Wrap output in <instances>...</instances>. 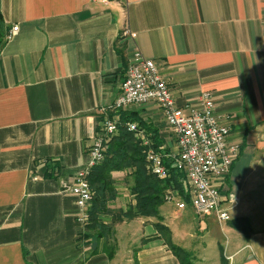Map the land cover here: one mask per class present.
I'll return each instance as SVG.
<instances>
[{
	"label": "crops",
	"instance_id": "crops-1",
	"mask_svg": "<svg viewBox=\"0 0 264 264\" xmlns=\"http://www.w3.org/2000/svg\"><path fill=\"white\" fill-rule=\"evenodd\" d=\"M0 12L6 31L18 25L0 46V264H182L158 223L192 264H264V0H0ZM135 49L154 60L178 107L199 109L207 92L229 126L237 151L220 207L231 214L198 216L178 207L177 193L158 207L160 221L144 213L117 221L108 257L100 244L95 251L67 190L100 122H136L135 138L159 144L170 162L178 151L155 103L112 109ZM131 170L111 173L109 208L134 207ZM236 219L244 231L231 226ZM213 220L227 230L217 259L216 248L214 258L202 254L192 231ZM185 226L199 245L186 243Z\"/></svg>",
	"mask_w": 264,
	"mask_h": 264
},
{
	"label": "built area",
	"instance_id": "built-area-1",
	"mask_svg": "<svg viewBox=\"0 0 264 264\" xmlns=\"http://www.w3.org/2000/svg\"><path fill=\"white\" fill-rule=\"evenodd\" d=\"M17 30L18 25L14 24L8 31V38ZM150 102L161 109L177 143L178 151L172 159L174 165L183 171L184 181L189 188L188 202L182 200L178 202V207L183 209L189 205L198 216L214 213L219 222L229 220L228 212L220 207L221 180L229 173L237 151L227 143L229 126L216 117L213 102L207 92L201 94L199 109L189 107L184 110L178 107L154 60L135 49L112 109L120 112L130 105L139 106ZM121 126L133 132L136 137L139 136L136 122L122 121L119 116L104 117L88 146V163L75 174L73 183L67 186L79 208L78 219L85 224L87 208L92 199L87 176L91 167L103 159L106 139L114 136ZM146 160L148 169L155 176H166L163 154L153 148L147 149ZM177 193L171 190L165 200H173ZM229 198L232 200L233 195L229 194Z\"/></svg>",
	"mask_w": 264,
	"mask_h": 264
},
{
	"label": "trees",
	"instance_id": "trees-1",
	"mask_svg": "<svg viewBox=\"0 0 264 264\" xmlns=\"http://www.w3.org/2000/svg\"><path fill=\"white\" fill-rule=\"evenodd\" d=\"M8 39V31L0 12V46ZM147 130V129H146ZM148 130L153 129L148 128ZM103 159L91 167L87 176L92 199L87 208L86 236H91L97 242L95 251L99 244L102 251L108 257H112L117 249L114 225L123 218L132 217L138 213L153 214L157 220H161L158 207L164 203L165 196L171 190H177L181 197L188 202L187 191L183 171L164 158L166 176H155L147 167V146L135 138L134 133L121 127L119 131L105 141ZM153 150H157L159 144H152ZM158 151V150H157ZM126 166L132 167L128 176L129 190L134 195L136 203L126 212L119 209L109 208L117 196L115 183L111 173L122 170ZM238 221V222H237ZM244 219H236L231 226L243 230ZM239 224V225H237ZM158 230L166 237L171 251L178 257L182 264H192L191 252L172 244L169 240V230L163 224L156 225ZM244 231V230H243Z\"/></svg>",
	"mask_w": 264,
	"mask_h": 264
},
{
	"label": "rangeland",
	"instance_id": "rangeland-1",
	"mask_svg": "<svg viewBox=\"0 0 264 264\" xmlns=\"http://www.w3.org/2000/svg\"><path fill=\"white\" fill-rule=\"evenodd\" d=\"M186 188H187V190H189L187 185H186ZM228 214L230 216L231 213L228 212ZM173 217H174V215H172V218ZM172 220H173V222L180 221V219H172ZM214 222L215 221L213 220L210 227L208 225V228L206 229L208 234L205 233L206 230L204 228H202V230H201L200 226L197 228H192L193 229L192 231L196 235L197 238H195V239H196V241H198L200 243V245H201L200 247L201 248L204 247V252L202 254L204 256H208V254H209V258H214L211 254H212V252L216 251V257L215 258L217 259L218 253L220 254V249L225 247L226 240H227V238H226V235H227L226 231L227 230L225 227L226 225L224 223H223L224 225L221 224V225H223V227H222V226H220L219 222H217V223H214ZM181 224H182L181 221L178 222V225H180V227H182ZM184 229L185 230L183 231V233H186L188 235V232H189L188 226H185ZM186 238H187L186 243H194V245H199L195 240L189 241V239H190L189 235ZM200 247H199V249H201ZM212 247L216 248V250L215 251L212 250ZM132 253L133 252L130 251L129 254L132 255ZM195 260L197 261L196 258H195ZM191 262H193V261H191ZM194 263H196V262L194 261Z\"/></svg>",
	"mask_w": 264,
	"mask_h": 264
}]
</instances>
